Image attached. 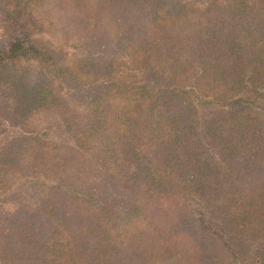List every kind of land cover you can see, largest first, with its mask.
Here are the masks:
<instances>
[{
    "label": "trees",
    "instance_id": "16d2710c",
    "mask_svg": "<svg viewBox=\"0 0 264 264\" xmlns=\"http://www.w3.org/2000/svg\"><path fill=\"white\" fill-rule=\"evenodd\" d=\"M0 21V264H264V0Z\"/></svg>",
    "mask_w": 264,
    "mask_h": 264
},
{
    "label": "rangeland",
    "instance_id": "374dc122",
    "mask_svg": "<svg viewBox=\"0 0 264 264\" xmlns=\"http://www.w3.org/2000/svg\"><path fill=\"white\" fill-rule=\"evenodd\" d=\"M46 12H48V11H46ZM50 15L55 17V11H54V13H52ZM5 37H6V35L4 32V26H3V23L0 21V44L5 41ZM46 37L55 43V34L54 35H52V34L46 35ZM22 63L24 65H27L26 61H22ZM2 140H3V135H0V142H2Z\"/></svg>",
    "mask_w": 264,
    "mask_h": 264
}]
</instances>
